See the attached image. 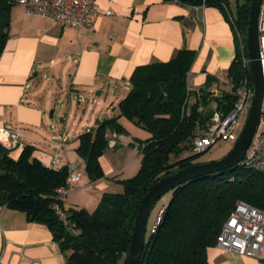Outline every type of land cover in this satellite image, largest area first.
<instances>
[{"label": "crops", "instance_id": "0c3cea01", "mask_svg": "<svg viewBox=\"0 0 264 264\" xmlns=\"http://www.w3.org/2000/svg\"><path fill=\"white\" fill-rule=\"evenodd\" d=\"M15 1L9 37L0 54V126L18 130L24 147L33 146V157L50 168L75 164L76 172L81 158L79 136L103 119L120 115L119 104L131 90V76L139 66L168 63L188 50L193 53L188 88L208 91L210 108L229 92V67L237 55L229 13L236 19L238 4L247 0H228L226 11L217 5L176 0H96L94 24L80 28L26 14ZM126 120L119 118L124 127ZM122 135L109 131L108 147L124 148L117 151L122 158L128 156L122 164L127 167L142 158L141 146L137 142L138 151L134 150L130 146L136 145L131 139L122 140ZM111 140L114 147L109 145ZM24 147L9 155L18 159ZM115 159L104 151L100 160L105 171L117 169ZM78 173L81 176L71 191L91 183L83 182V174ZM113 189L101 188L97 196ZM0 261L67 264L46 224L7 205H0ZM207 264L264 261L213 245L207 249Z\"/></svg>", "mask_w": 264, "mask_h": 264}, {"label": "trees", "instance_id": "16d2710c", "mask_svg": "<svg viewBox=\"0 0 264 264\" xmlns=\"http://www.w3.org/2000/svg\"><path fill=\"white\" fill-rule=\"evenodd\" d=\"M179 1L229 9L228 0ZM15 4V0H0V54L9 37ZM250 4L251 0L239 3L236 16L245 55ZM234 34L237 55L229 67V77L237 83L248 69L242 63V49ZM192 56V52L182 50L168 63L137 67L131 76V90L119 104L120 115L103 119L95 129L79 136L77 152L86 161L90 179L96 180L104 175L100 159L108 147L107 133L128 134L119 121L121 116L149 131L150 136L140 140L141 168L121 181L122 192H105L93 212L84 207L67 210L74 224L67 226L53 205H63L57 198V188L67 183L69 168L48 167L33 157L31 145L24 147L18 159L1 147L0 205L24 211L30 220L46 224L66 255L67 264H125L134 223L149 187L195 163L194 158L200 154L193 152L192 140L207 116L199 108L209 104V92L188 88ZM233 101L228 92L219 107L229 110ZM170 193L157 230L146 236L141 264H207V249L216 245L223 223L238 202L264 210V175L237 165L195 178Z\"/></svg>", "mask_w": 264, "mask_h": 264}, {"label": "built area", "instance_id": "2783aa9c", "mask_svg": "<svg viewBox=\"0 0 264 264\" xmlns=\"http://www.w3.org/2000/svg\"><path fill=\"white\" fill-rule=\"evenodd\" d=\"M17 2L24 7L26 14L47 18L61 23L63 26L74 28L92 26L94 24L93 16L97 13L96 0H17ZM203 5H205L204 2ZM229 16L242 49V63L248 69V74H245L237 83L232 79L229 80V93L234 98L233 105L229 110L223 106L219 107V103L212 108L208 105L200 106L199 110L206 113L207 116L204 123L199 124L197 133L193 137L192 150L194 153H204L221 141L235 143L242 127L240 114L244 110L250 109L254 95V85L249 74L250 60L248 55L244 54L243 35L234 16L230 13ZM259 38L264 67V0L259 19ZM209 110L212 112L209 113ZM261 126L263 129H260ZM115 144V141H109L111 147H114ZM0 146L9 153L23 148L20 132L12 127L0 126ZM239 166L253 169L264 175V100L258 128ZM68 168L70 175L67 183L57 188V198L61 200H64L67 194L75 188L81 176L80 173L75 172V164L69 165ZM53 208L65 225L74 226L69 219L68 211L60 202H55ZM163 211L164 208L161 210L152 232L157 230ZM216 245L228 251L264 261V210L245 201L238 202L228 219L223 223ZM0 264L4 263L0 261Z\"/></svg>", "mask_w": 264, "mask_h": 264}, {"label": "water", "instance_id": "95a60500", "mask_svg": "<svg viewBox=\"0 0 264 264\" xmlns=\"http://www.w3.org/2000/svg\"><path fill=\"white\" fill-rule=\"evenodd\" d=\"M263 0H251L248 14V29L246 45L248 49L249 74L254 85V95L247 119L242 127L237 141L223 157L206 162H197L179 168L176 172L167 174L149 187L140 205L130 240L129 251L125 264H141L148 222L155 204L166 194L195 178L222 172L239 165L250 146L258 128L264 100V67L261 58L259 38V19Z\"/></svg>", "mask_w": 264, "mask_h": 264}, {"label": "rangeland", "instance_id": "374dc122", "mask_svg": "<svg viewBox=\"0 0 264 264\" xmlns=\"http://www.w3.org/2000/svg\"><path fill=\"white\" fill-rule=\"evenodd\" d=\"M232 2H235V0H232ZM235 6H236V4L234 3V7ZM248 113H249V108L244 110L240 114V120L242 121V127H243V125L247 119ZM125 123H126L125 127L127 128V131H129V133L122 135L121 139L122 140H125V138L131 139L130 142H133V144L136 146H130V147L133 148L134 150L138 151V143L140 144V140H144L149 136V131L147 129L143 128L142 126H139L138 124H136L132 120L127 119ZM242 127L240 128L239 132L241 131ZM260 129H263V126H261ZM135 138H137V139H135ZM233 145H234V143H232V142L221 141V142L215 144L210 150H208L204 153L198 154L194 158V162L195 163L206 162V161H210V160L219 159V158L223 157L224 155H226L230 151V149L232 148ZM126 147L129 148V145ZM119 149H121V150H119ZM123 149L124 148H122V146H120V147H118L117 150L119 152H122ZM125 149H127V148H125ZM117 150H113L109 147H107L105 149L106 155H108V156L110 155L111 159H113L114 157L116 158L114 161V163H115L114 166L117 167V169H115V170L113 169L112 171L108 172V171H105V169L103 168L104 175L102 177L96 179V180L90 179L88 172H87L86 161L84 160L83 157L80 156L81 157V158H79L80 165H79V168L76 170V173L81 172L83 174V177H84L83 182L86 180L91 181L90 185H92V189L89 188L90 187V185H89L85 188H80L78 190L71 191L69 196L67 198H65L67 210H70L72 208L84 207V208L88 209L89 211L93 212L97 208V206H98V204L102 198V197L97 196V193L99 192V190L101 188H106L109 186L111 188H114L113 189V190H115L114 192H122L124 190V186H123L121 181L125 180L127 178H130L139 172V170L141 168V164H142V158L139 159V157H137V155H136L137 159H135V162L133 164H131L127 167L126 166L122 167V164L126 160H128L129 158H128V156L122 158V156L119 155ZM115 151H117V152H115ZM110 152H111V154H110ZM134 152L136 153V151H134ZM119 166H121V167H119ZM80 181H81V179H80ZM82 185H83L82 182L79 183L80 187H82ZM116 185L120 186L119 190L116 189V187H117ZM103 194H104V192L102 193L101 196H103ZM170 197H171V193L164 195L153 207L150 218H149V222H148L147 235H149L152 232L153 226L155 225L161 210L165 207V205L169 201Z\"/></svg>", "mask_w": 264, "mask_h": 264}]
</instances>
